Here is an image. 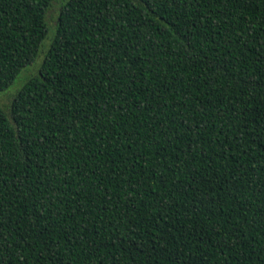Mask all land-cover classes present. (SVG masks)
<instances>
[{
    "label": "trees",
    "instance_id": "trees-1",
    "mask_svg": "<svg viewBox=\"0 0 264 264\" xmlns=\"http://www.w3.org/2000/svg\"><path fill=\"white\" fill-rule=\"evenodd\" d=\"M53 2L0 0V264H264V0Z\"/></svg>",
    "mask_w": 264,
    "mask_h": 264
},
{
    "label": "rangeland",
    "instance_id": "rangeland-1",
    "mask_svg": "<svg viewBox=\"0 0 264 264\" xmlns=\"http://www.w3.org/2000/svg\"><path fill=\"white\" fill-rule=\"evenodd\" d=\"M65 0H54L52 7L48 12V22L51 27V36H53V31L55 29L61 5ZM51 37L47 39L46 46L49 45ZM43 55L38 57L37 61L29 66L17 79V81L8 89L0 91V106L9 110L15 96L17 95L19 89L25 83V81L32 75L36 74L39 71V67L42 63Z\"/></svg>",
    "mask_w": 264,
    "mask_h": 264
}]
</instances>
